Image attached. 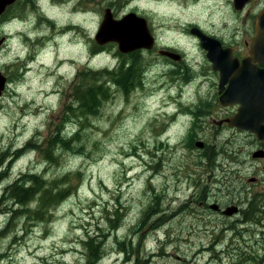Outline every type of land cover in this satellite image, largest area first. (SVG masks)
I'll return each mask as SVG.
<instances>
[{"label": "rangeland", "instance_id": "obj_1", "mask_svg": "<svg viewBox=\"0 0 264 264\" xmlns=\"http://www.w3.org/2000/svg\"><path fill=\"white\" fill-rule=\"evenodd\" d=\"M225 4L21 0L0 18V73L7 78L0 97V264H232L249 249L261 255L256 224L223 217L205 199L237 201L240 179L246 189L262 191L264 161L244 164L248 144L227 132L217 139L202 128L211 124L218 103L210 87L213 76L208 74L207 85L199 74L173 80L164 75L170 66L158 53H186L199 72L202 58L187 29L191 24L233 28ZM108 8L117 18L131 12L147 17L159 38L157 50L138 60L144 70L138 89L110 83L97 114L63 127L67 139L80 132L78 146H83L64 145L58 163L49 164L41 149L65 118L75 76L89 69L114 70L121 62L115 43L93 54ZM28 172L48 182L69 175V185L80 184L49 219L36 221L30 215L36 203L20 207L3 201L10 183ZM89 235L101 242L97 260L89 248L85 253ZM258 261L264 264V258Z\"/></svg>", "mask_w": 264, "mask_h": 264}, {"label": "flooded vegetation", "instance_id": "obj_2", "mask_svg": "<svg viewBox=\"0 0 264 264\" xmlns=\"http://www.w3.org/2000/svg\"><path fill=\"white\" fill-rule=\"evenodd\" d=\"M21 0H17L13 5L9 6L6 12L2 15L4 16L9 10L19 6ZM219 1V0H218ZM226 1L225 4L226 11H228L233 19L235 20V25L233 28H229L226 24L224 28L215 29V26H212V29L202 26L200 24H191L188 27L189 37L192 39L196 46L197 52L201 55L202 60L198 63V71L194 69L189 62L186 53H179L181 59L179 61H174L172 58L167 56H161L160 51L159 55L162 57V60L165 61L170 66L169 72H163L164 75H169L173 80H177L178 77H183L189 79L194 74L202 75L206 79L202 85H207L208 74H211L214 78V82L210 85L211 89L215 91L217 97V107H215L214 112L211 114V124L204 126L203 129L206 132L214 131L215 137L221 132H227L232 134V139L237 140L239 143L248 144L249 149L247 150L248 160L244 159V164L249 161H264V140H260L254 133L246 130H239L236 127H230L227 120L235 116L238 112L239 106H227L224 107L219 103L220 96V73L213 69V65L210 62L207 52L203 48L202 39L204 36L218 42L222 50L229 52L230 56H225V60L230 62L237 70H239L245 60L251 58L252 43L256 36V19L258 15L264 10V0H251L240 10L236 8L234 0H223ZM37 7H35L36 9ZM220 11L223 13L224 8L220 6ZM133 13V12H131ZM138 14V13H136ZM143 14V13H141ZM247 14V17L244 16ZM144 15V14H143ZM1 16V17H2ZM139 16V15H138ZM0 17V18H1ZM144 17V16H143ZM117 18V17H116ZM120 18V17H119ZM147 19V17H145ZM148 20V19H147ZM240 20V21H239ZM239 22V23H238ZM151 34L155 39V46L152 50H139L137 53L140 58L149 53H154L157 50L159 38L153 33V29L150 26L148 21ZM199 35L203 37L200 38ZM140 52V53H139ZM223 58V57H222ZM252 60V59H250ZM197 62V61H196ZM200 64V65H199ZM208 65V66H207ZM258 69H263L264 65H257ZM208 71V72H207ZM201 73V74H200ZM133 83V82H132ZM143 84V82H142ZM176 83L174 84V88ZM228 86V85H227ZM227 86L224 88L227 89ZM218 139V137H216ZM246 151V146L242 147V153ZM215 154V152H213ZM257 155V156H256ZM247 167V166H245ZM253 183H258L257 178H253ZM262 191H264V185L262 186ZM260 190L250 188L246 189L242 180L240 179V189L238 190L239 197L237 201H232L226 204L219 203L217 201L209 202L212 196H207L205 199V204L209 209L214 210L215 212L224 215V211L230 207H237L238 212L235 215L239 218L241 224H256L258 231L256 230V246L259 250H262L264 253V221L260 220V215L264 212V192ZM262 200V201H261ZM212 206H217L214 208ZM226 216V215H224ZM223 216V217H224ZM230 217V216H227ZM258 237V238H257ZM204 249V248H203ZM152 255H155L153 253Z\"/></svg>", "mask_w": 264, "mask_h": 264}, {"label": "trees", "instance_id": "obj_3", "mask_svg": "<svg viewBox=\"0 0 264 264\" xmlns=\"http://www.w3.org/2000/svg\"><path fill=\"white\" fill-rule=\"evenodd\" d=\"M97 45H94L93 54L104 48L103 46ZM117 56L120 57L121 62L114 70L103 69L102 71H95L89 69L75 76L70 87L72 102L65 105L63 110L65 118L62 120L61 125L57 126L56 131L52 133L50 138L46 141L44 148L41 149L42 157L47 163H58V152L64 145L74 143L75 147L83 146H78L81 138L80 132H74V134L70 136L71 138L67 139L70 133L64 130L63 127H65L66 124H72L71 122L74 121V118H79V122H81L83 119L97 114L110 95V86H112L110 83L130 91L138 89L142 85L143 76L141 75H143L144 70L138 65V60H140L138 54L134 52L122 54L118 52ZM32 148V143H29L28 150ZM78 176L81 177V173H79ZM68 180H71L69 175L63 177L61 180L48 182L44 177L28 172L22 174L10 183L5 190L3 201H11L18 204L20 207L36 203L37 209L30 212V215L36 221H44L53 215V213L51 215L50 211L67 200L80 184L78 182L75 185L73 182L69 185ZM155 208L156 207L153 206L151 211ZM181 208H184V206ZM115 223H117V221L109 225L112 226V230H115L117 227ZM98 228L101 229L100 226ZM93 238L94 237H90L89 235L86 239L84 244L86 248L85 253L89 248L90 255L96 257L97 260L100 258L97 253L100 250L101 244L99 243L101 242L95 241ZM247 252V256L241 257V260L235 258L232 264H259L262 261H258L259 258H264V253L262 251L260 252L261 255L252 254V249L247 250ZM90 262H92V259Z\"/></svg>", "mask_w": 264, "mask_h": 264}, {"label": "water", "instance_id": "obj_4", "mask_svg": "<svg viewBox=\"0 0 264 264\" xmlns=\"http://www.w3.org/2000/svg\"><path fill=\"white\" fill-rule=\"evenodd\" d=\"M16 1L0 0V17ZM250 1L234 0L238 10ZM95 41L99 46L115 43L118 46V51L122 54H130L139 50L150 51L155 46V39L146 18L140 17L136 13L115 18L110 8L105 10L102 23L95 35ZM202 42L213 69L220 73L219 103L224 107L239 106L237 114L227 120L229 126L251 131L260 140H264V68L258 69L257 67L258 64L264 65V10L256 19V36L252 43L250 58L252 60H245L239 70L225 60L224 57L230 56V54L222 50L218 42L206 36ZM159 53L174 61L181 59L180 55L172 51L164 50ZM6 86L7 78L0 73V97ZM226 86L227 89L223 93ZM198 146L202 148V144ZM212 207L217 208V206ZM237 212V207H230L223 213L226 216H234Z\"/></svg>", "mask_w": 264, "mask_h": 264}, {"label": "bare ground", "instance_id": "obj_5", "mask_svg": "<svg viewBox=\"0 0 264 264\" xmlns=\"http://www.w3.org/2000/svg\"><path fill=\"white\" fill-rule=\"evenodd\" d=\"M67 64V63H66Z\"/></svg>", "mask_w": 264, "mask_h": 264}]
</instances>
